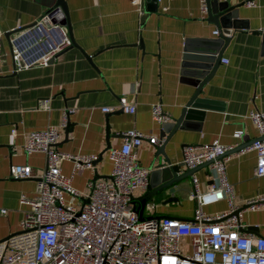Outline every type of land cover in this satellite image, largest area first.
Returning <instances> with one entry per match:
<instances>
[{"label": "crops", "instance_id": "crops-1", "mask_svg": "<svg viewBox=\"0 0 264 264\" xmlns=\"http://www.w3.org/2000/svg\"><path fill=\"white\" fill-rule=\"evenodd\" d=\"M56 1L0 0V208H5L0 211V240L19 230L29 208L20 195L31 198L36 193L46 164L44 152L24 151L30 130L53 125L58 129L59 149L98 155L91 165L76 169L71 160L60 163L73 186L86 192L89 182L109 175L108 149L122 143L123 130L137 128L160 139L161 124L151 116L152 104L161 102L169 121L180 115L196 89L181 74L187 44L218 37L213 30L219 27L202 12L200 0H140L139 5L133 0H64L72 43L42 64V55L63 37L57 25L40 21ZM228 1L237 5L241 27L233 31L199 93L198 117L189 127L177 128L165 146L168 165L177 174L187 170L181 161L184 145L217 139L240 146L258 136L249 112L264 110V0H254L255 5H247L248 0ZM14 49L20 50L23 63H32L16 67ZM43 99L48 100L49 109L38 106ZM122 102L134 104V111L123 109ZM104 106L107 111L102 110ZM64 108L69 112L62 126ZM239 129L242 135L236 137ZM159 144L144 139L135 148L143 166L155 167ZM256 158V151L250 150L233 154L226 163L238 208L264 194V175L255 173ZM11 164H29L31 176L12 177ZM193 172L199 189L204 190L213 177L209 165L201 164ZM156 182V175L149 174L148 187L132 191L139 218L191 219L196 207L191 174L180 179L172 192L151 193ZM149 203L154 206L150 208ZM202 208L215 214L227 210L228 201L217 200ZM239 221L241 231L264 236V208L242 209ZM188 243V236L180 238L182 249Z\"/></svg>", "mask_w": 264, "mask_h": 264}, {"label": "built area", "instance_id": "built-area-1", "mask_svg": "<svg viewBox=\"0 0 264 264\" xmlns=\"http://www.w3.org/2000/svg\"><path fill=\"white\" fill-rule=\"evenodd\" d=\"M133 2L139 5L140 0ZM246 4L256 3L248 0ZM200 8L206 12V0H200ZM40 21L57 25L63 33L61 41L40 58V63L47 64L72 40L61 7L46 11ZM213 32L218 33V29ZM13 59L18 68L32 63H23L17 49ZM38 106L50 107L47 99L40 100ZM121 106L130 112L135 109L134 104L127 102ZM102 110L107 111L108 107ZM68 112L67 108L62 111V126L66 125ZM151 116L158 123L170 119L161 102L152 104ZM249 117L258 136L248 144L239 146L214 139L183 146L181 161L187 169L208 162L213 172L204 190L199 189L198 178L191 173V197L196 200L191 219L173 216L141 219L133 207L132 191L136 187L146 189L150 173V168L138 161L135 148L144 139L160 143L156 135L137 128L123 130L122 143L108 149L112 161L109 175L89 182L88 190L83 192L73 186L71 175L62 172L60 163L71 160L76 169L91 165L98 155L59 149L58 129L53 125L30 130L23 143L24 151L44 152L46 164L37 179L36 193L31 198L20 195L29 208L20 220L19 230L0 240V264H264V236L239 229L242 209L264 208V194L247 199L238 208L226 174V163L233 154L255 150V173L264 175V110L253 109ZM15 131L12 127L11 132ZM234 135L240 137L242 130H236ZM9 172L14 178H23L31 176L32 169L29 164H11ZM221 199H227V210L215 214L203 210L204 204ZM236 209L239 211L232 214ZM0 211L5 212V208ZM183 236L189 237L187 251L180 246Z\"/></svg>", "mask_w": 264, "mask_h": 264}, {"label": "water", "instance_id": "water-1", "mask_svg": "<svg viewBox=\"0 0 264 264\" xmlns=\"http://www.w3.org/2000/svg\"><path fill=\"white\" fill-rule=\"evenodd\" d=\"M61 7L65 17L67 15V8L64 0H57L56 5ZM208 19L214 22L218 27V37L215 41L207 43H188L185 49L184 60L182 61L181 74L186 77L189 82L196 87L195 92L183 106L180 115L174 118L173 121L161 122L160 129V144L157 146L155 154L158 156L157 164L154 168H150V175L154 173L157 177V182L153 184L151 193H160L164 190L173 191L174 185L183 177L190 175L196 168L187 169L180 174L175 172V169L169 166L168 154L165 151V146L169 141L172 133L177 128L189 127L192 120L198 117V107L201 103L199 93L203 85L210 79L214 73L216 65L220 62L223 50L226 44L233 34V31L239 27V18L237 16V5L230 4L228 0H206ZM152 9L155 8V3H152ZM68 25V33L70 35V25ZM191 46V47H190ZM194 46V47H192ZM55 56V55H54ZM52 56L50 60L54 58ZM49 60V61H50ZM165 133H167L165 135ZM245 145V144H243ZM242 146V145H240ZM101 153L99 154V156ZM161 156L162 158H160ZM163 160L167 162V165L163 164ZM205 164H208L205 163ZM239 209L232 211V214H236ZM254 228V226H250Z\"/></svg>", "mask_w": 264, "mask_h": 264}, {"label": "rangeland", "instance_id": "rangeland-1", "mask_svg": "<svg viewBox=\"0 0 264 264\" xmlns=\"http://www.w3.org/2000/svg\"><path fill=\"white\" fill-rule=\"evenodd\" d=\"M183 250H184V251H187V250H188V247H187V245H186V246H184Z\"/></svg>", "mask_w": 264, "mask_h": 264}]
</instances>
